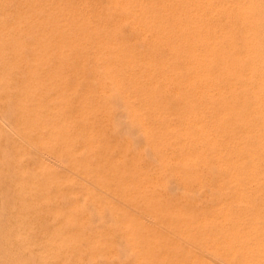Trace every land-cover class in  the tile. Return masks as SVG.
<instances>
[{
  "label": "rangeland",
  "instance_id": "obj_1",
  "mask_svg": "<svg viewBox=\"0 0 264 264\" xmlns=\"http://www.w3.org/2000/svg\"><path fill=\"white\" fill-rule=\"evenodd\" d=\"M34 5L38 10L33 11ZM45 5L41 0L0 2V264H264V0L241 4L239 44L246 75L238 91L220 81L198 83L185 75L149 87L162 74L161 66L115 65L113 55L95 44L94 24L69 28L73 21L61 13L50 15ZM243 9L249 11L244 18ZM233 14L237 16L236 10ZM125 36L135 38L128 31ZM137 50L140 57L151 51L142 41ZM133 71L136 79L131 78ZM201 84H207L201 88L205 92L196 90ZM237 162L242 164L235 167ZM251 180L257 183L251 182L256 186L248 191Z\"/></svg>",
  "mask_w": 264,
  "mask_h": 264
},
{
  "label": "bare ground",
  "instance_id": "obj_2",
  "mask_svg": "<svg viewBox=\"0 0 264 264\" xmlns=\"http://www.w3.org/2000/svg\"><path fill=\"white\" fill-rule=\"evenodd\" d=\"M2 1V0H1ZM0 1V2H1ZM32 1V0H31ZM43 1L46 5L44 8H47L46 10L49 12L50 15L52 14H57V13H61V16L63 18H65V20H70L71 22L73 21V25L69 24L67 27L69 28H73L76 30H82L85 27H92V25L94 24L96 26V28L94 29V31L98 32L97 37L95 39V44L97 45L98 48L100 49H107L108 50V54L109 56L113 55V62L115 65H117L118 63L125 62V63H129L132 65H136V64H145L147 66L150 65H156V66H161L162 67V73L159 77H157L156 79H152V82H148L150 83L149 87H153L154 84H156L158 82V80H164L167 81L171 78H173L175 75L177 77L180 76H188L190 77V79H192L195 82L198 83H202V82H208V81H220L222 82L223 86L228 88V90H233V91H238L241 88V83L244 79L245 74V55H244V51L242 46L239 44V37L241 36V32H242V28H241V21H242V0H93L91 3H89V0H41ZM248 1V0H247ZM250 2V1H249ZM252 2V1H251ZM247 3V2H246ZM90 4H92L94 7L93 11L95 12L94 14L92 10L89 9ZM252 4V3H251ZM247 5V4H246ZM255 5V4H254ZM250 6V5H249ZM244 8V7H243ZM250 9V8H249ZM38 10L37 5L33 6V11ZM236 10L237 12V16H234L233 12ZM244 11L248 10V9H243ZM243 11V12H244ZM253 11V10H252ZM256 11V10H255ZM247 13L245 14L244 17H246L247 14H249V11H246ZM254 12V11H253ZM10 13V12H9ZM245 13V12H244ZM242 14V15H241ZM91 15H94V17H92ZM251 15V13H250ZM249 15V16H250ZM47 19V18H46ZM67 22V21H66ZM70 22V23H71ZM64 24V23H63ZM64 26V25H63ZM65 27V28H67ZM62 30V29H61ZM65 30V29H64ZM128 31V33L130 32L131 34H133L135 36V38H128L126 37V32ZM244 37V36H243ZM74 40V39H73ZM142 41L145 45L148 46L149 49H151V51H149L148 53H146L144 56H138L139 54L137 53V46H138V42ZM59 43V42H58ZM30 48V47H29ZM159 48H162V52L159 50ZM74 49V48H73ZM38 50V49H37ZM158 51V52H157ZM40 52V51H39ZM63 52V51H61ZM63 55V54H62ZM2 58V57H1ZM81 62V61H80ZM84 63V62H83ZM88 65V64H87ZM114 65V67H115ZM89 67V66H87ZM131 67V66H130ZM136 67V66H135ZM116 70V69H115ZM109 71V70H108ZM131 71V70H130ZM140 71V70H139ZM156 71V70H155ZM109 73V72H108ZM147 73V72H146ZM251 73V72H250ZM148 74V73H147ZM141 75V74H140ZM157 75V74H156ZM6 77V76H5ZM138 77V73L136 71H133L131 73V78H137ZM148 77V75H147ZM152 77V76H151ZM7 78V77H6ZM141 78V77H140ZM150 78V77H149ZM176 78V77H175ZM181 78V77H180ZM139 80V79H138ZM138 80L136 82H138ZM174 80V79H173ZM177 80V79H176ZM182 80V78H181ZM184 80V79H183ZM190 80L189 83L193 81ZM262 80V79H261ZM68 81V80H67ZM140 81V80H139ZM185 81V80H184ZM259 82V81H258ZM36 83V82H35ZM213 83V82H212ZM187 84V82H186ZM190 85V84H189ZM213 85V84H212ZM207 87V84H201V86H195L196 90L202 91L203 88ZM217 86V85H215ZM249 86V85H248ZM51 86H49L50 88ZM127 87V86H126ZM186 87V85H185ZM192 87V86H190ZM210 87V85H209ZM212 87V86H211ZM223 87V88H224ZM132 88V87H131ZM171 88V86H170ZM193 88V87H192ZM202 88V89H201ZM160 89V88H159ZM166 89V88H165ZM182 89V88H181ZM215 89V88H214ZM222 89V88H221ZM257 89V88H256ZM150 90V89H149ZM152 90V89H151ZM168 90V89H167ZM190 90V89H189ZM195 90V91H196ZM218 90H220V88H218ZM157 92L159 90H156ZM226 91V90H223ZM124 92V91H123ZM163 92V91H162ZM165 92V91H164ZM169 92V91H168ZM205 92V91H202ZM201 92V94H203ZM76 93V92H75ZM155 93V92H154ZM198 93V92H197ZM200 93V92H199ZM198 93V94H199ZM221 93V90L220 92ZM227 93V92H225ZM177 94V93H176ZM210 96L212 97V95L214 96V93L212 94L211 92H209ZM208 94V95H209ZM153 95V94H152ZM161 95V94H160ZM184 95V94H183ZM197 95V94H196ZM131 96V95H130ZM199 96V95H198ZM207 96V94L205 95ZM226 96V95H225ZM235 96V95H234ZM85 97V96H84ZM151 97V96H150ZM173 97V96H172ZM203 97V96H201ZM209 97V96H208ZM211 97L209 99H211ZM120 98V96H119ZM136 98V97H135ZM204 98V97H203ZM121 99V98H120ZM133 99V98H132ZM131 99V100H132ZM244 99V98H243ZM85 100V99H84ZM88 100V99H87ZM137 100L134 99V101ZM201 100V99H200ZM216 100V99H213ZM53 101V100H52ZM55 101V99H54ZM115 101V100H114ZM147 101V100H145ZM261 101H263L261 99ZM51 102V101H50ZM83 102V101H81ZM120 102H123L122 99L120 100ZM130 102V100H129ZM148 102V101H147ZM187 102V101H186ZM243 102V101H242ZM41 103V101H40ZM39 103V104H40ZM119 103V102H118ZM166 103V102H165ZM194 103V102H193ZM230 103V102H229ZM53 104V103H52ZM116 104V103H115ZM146 103H144L145 105ZM153 103H149V106H152ZM157 104V103H156ZM168 104V103H167ZM211 104V103H210ZM225 104V103H223ZM228 104V102H227ZM120 105V104H119ZM118 105V106H119ZM208 105V104H207ZM231 105V104H230ZM55 106V105H54ZM121 106V105H120ZM126 106V105H125ZM131 106V105H130ZM226 106V105H225ZM254 106V105H253ZM124 107V105L122 106ZM167 107V106H166ZM221 107V106H218ZM229 107V106H228ZM136 108V107H135ZM148 108V106H147ZM151 108V107H150ZM155 108V106L153 107ZM151 108V109H153ZM159 108V107H158ZM223 108V107H222ZM232 108H234L232 106ZM52 109V108H51ZM57 109V108H55ZM61 109V108H60ZM65 109V108H64ZM83 109V108H82ZM124 109V108H123ZM149 109V108H148ZM236 109V108H235ZM240 109V108H238ZM236 109V110H238ZM253 109V108H252ZM255 109V108H254ZM78 110V109H77ZM116 110V108H115ZM121 110V109H119ZM139 110V109H138ZM146 110V109H145ZM155 110V109H154ZM153 110V111H154ZM212 110V108H211ZM216 110V109H214ZM231 110V109H229ZM82 111V110H81ZM97 111L96 109L93 110ZM183 111V110H182ZM226 111V109H225ZM233 110H231L232 112ZM241 111V110H240ZM60 112V111H59ZM58 112V113H59ZM64 112V111H63ZM62 112V113H63ZM138 112V111H137ZM152 112V111H151ZM157 112V111H156ZM160 112V111H158ZM212 112V111H211ZM210 112V114H211ZM66 113V112H65ZM83 113V112H82ZM81 113V114H82ZM141 113V112H140ZM139 113V114H140ZM150 113V112H149ZM180 113V112H179ZM217 113V111H216ZM221 113V112H220ZM229 113L226 111V114ZM51 114V113H50ZM69 114V113H68ZM72 114V113H71ZM143 114V113H142ZM154 114V113H152ZM163 114V113H162ZM219 114V113H218ZM223 114V113H222ZM221 114V115H222ZM59 115V114H57ZM138 115V114H137ZM151 115V114H150ZM158 115V114H157ZM160 115V113H159ZM164 115V114H163ZM163 115H161L163 117ZM212 115H215L214 113H212ZM220 115V117H221ZM224 115V114H223ZM256 115V114H255ZM1 116V115H0ZM71 116V115H70ZM89 116V115H88ZM167 117V115H165ZM189 116H191V113L189 114ZM194 116V115H193ZM201 116V115H200ZM250 116V115H249ZM248 116V117H249ZM253 116V114H252ZM79 117V116H78ZM118 117V116H117ZM155 117V116H154ZM160 117V116H159ZM161 117V119H163ZM192 117V116H191ZM195 117V116H194ZM212 117V116H211ZM220 117L218 116L219 120ZM228 117V115L226 116ZM225 117V118H226ZM2 118V117H1ZM43 118V117H42ZM56 118V117H55ZM70 118V117H69ZM81 118V117H80ZM87 118V117H86ZM148 118V117H147ZM158 118V117H157ZM199 118V117H198ZM202 118V117H201ZM237 118V117H236ZM250 118V117H249ZM253 118V117H251ZM145 119V118H144ZM159 119V118H158ZM157 119V120H158ZM169 119V117H168ZM191 119V118H190ZM205 119V118H204ZM243 119V118H241ZM5 119H3L4 121ZM164 120V119H163ZM206 120V119H205ZM250 120V119H249ZM75 121V120H74ZM120 121V120H119ZM189 121V120H188ZM192 121V120H191ZM216 121V120H215ZM235 121V120H233ZM238 121V120H237ZM5 122V121H4ZM67 122V121H66ZM92 122V120H91ZM185 122V121H184ZM199 122V121H198ZM197 122V123H198ZM205 122V121H204ZM230 122V121H229ZM240 123V121H238ZM246 122V121H244ZM7 123V122H6ZM121 123V122H120ZM194 123V122H193ZM200 123V122H199ZM207 123V121H206ZM205 129H207V125H209L208 123L206 124ZM211 123V121H210ZM213 123V122H212ZM4 124V123H3ZM50 124V123H49ZM105 124V123H104ZM187 124V123H186ZM189 124V123H188ZM192 124V123H191ZM227 124V123H226ZM233 124V123H232ZM235 124V123H234ZM9 125V124H8ZM46 125V124H44ZM152 125V124H151ZM201 126L204 125V123L202 122V124H200ZM1 126H3L1 124ZM69 126V125H68ZM117 126V125H116ZM156 126V125H155ZM190 126V125H188ZM196 126V125H195ZM200 126V128H201ZM217 126H218V122H217ZM224 126V125H223ZM56 127V126H55ZM79 127V126H78ZM94 127V126H93ZM173 127V126H172ZM187 126H185L186 129ZM199 127V126H198ZM212 128V126H210ZM254 127V126H253ZM49 128V127H48ZM126 128V127H125ZM146 128V127H145ZM149 128V127H148ZM176 128V127H175ZM178 128V127H177ZM183 128V127H182ZM191 128V127H190ZM189 127L187 128L188 130L190 129ZM9 129V128H7ZM53 129V128H52ZM56 129V128H55ZM214 129V128H213ZM216 129V128H215ZM12 130V129H11ZM78 130V129H77ZM127 130V129H126ZM173 130V129H172ZM178 130V129H177ZM176 130V131H177ZM183 130V129H182ZM193 130V128H192ZM191 130V131H192ZM211 130V129H209ZM208 130V131H209ZM70 131V129H69ZM185 131V130H184ZM187 131V130H186ZM203 132V130H201ZM16 132V131H15ZM53 132V130L51 131ZM72 132V130H71ZM92 133V131H90ZM98 132H101L100 130H98ZM126 133L125 131H122V133ZM136 132V131H135ZM169 132V131H168ZM190 132V131H189ZM210 132V131H209ZM213 132V131H211ZM249 132V130H248ZM247 132V133H248ZM257 132V131H256ZM181 133V131H180ZM203 133H206L205 131ZM215 133V132H214ZM15 134V133H13ZM134 134V133H133ZM167 134V133H166ZM187 134V132H186ZM191 134V133H190ZM250 134V133H248ZM254 134V133H253ZM252 134V135H253ZM16 135V134H15ZM59 135V134H58ZM97 135V133H96ZM101 135V134H100ZM128 135V133H127ZM162 135V134H161ZM169 135V134H168ZM171 135V134H170ZM193 135V134H192ZM205 135V134H204ZM218 135V133H217ZM232 135V133H231ZM236 134H234L233 137H235ZM77 136V135H76ZM95 136V134H94ZM124 136V135H123ZM132 137L134 135H131ZM172 136V135H171ZM187 136V135H186ZM189 136V135H188ZM194 136V135H193ZM200 137V135H197ZM213 136V134H212ZM220 136V135H219ZM240 136V135H239ZM262 136V135H261ZM73 137V138H72ZM70 137L72 139H74V135ZM93 136H91L92 138ZM96 137V136H95ZM163 137V136H162ZM165 137V135H164ZM170 137V136H169ZM175 137V136H173ZM192 137V136H191ZM205 137V136H204ZM216 137V134L215 136ZM43 138V137H42ZM68 138V137H67ZM70 138L68 139L70 141ZM77 138V137H75ZM90 138V137H89ZM90 138V139H91ZM135 138V137H134ZM138 138V137H137ZM135 139L136 141H138V139ZM150 138V137H149ZM177 138V137H176ZM180 138V137H179ZM183 138V137H181ZM180 138V140H181ZM186 138V137H184ZM195 138V137H194ZM194 138L193 141H194ZM197 138V137H196ZM195 138V139H196ZM202 138V137H201ZM220 138V137H219ZM222 138V137H221ZM220 138V139H221ZM231 138V137H230ZM2 139V138H1ZM20 139V138H19ZM41 139V138H40ZM71 139V141L73 142V140ZM79 139V138H77ZM77 139H75L74 141H78ZM95 139V138H94ZM168 139V138H167ZM172 139V138H171ZM187 139V138H186ZM191 139V138H190ZM189 139V140H190ZM207 139V138H206ZM239 139V138H238ZM238 139H234V140H238ZM241 139V138H240ZM22 140V139H21ZM49 140V139H48ZM89 140V139H88ZM134 140V139H133ZM174 140V139H173ZM178 140V139H177ZM176 140V141H177ZM200 140V139H199ZM227 140V139H226ZM4 141V140H3ZM143 141V140H142ZM153 141V140H152ZM170 141V140H169ZM167 141V142H169ZM174 141V142H176ZM179 141V140H178ZM177 141V142H178ZM183 141V140H182ZM191 141V140H190ZM208 141V140H207ZM216 141V140H214ZM224 141V140H223ZM239 141V140H238ZM43 142V141H41ZM46 142V140L44 141ZM51 142V141H50ZM80 142V141H79ZM78 142V143H79ZM140 142V141H139ZM198 145L200 142L202 141H196ZM209 142V141H208ZM225 142V141H224ZM229 142V141H228ZM236 142V141H235ZM69 143V142H68ZM104 143V142H103ZM136 143V142H135ZM138 143V142H137ZM157 143V142H156ZM170 143H173L172 140ZM180 143V141H179ZM183 143H185V141H183ZM189 143V142H188ZM216 143V142H215ZM214 143V144H215ZM222 143V142H221ZM220 143V144H221ZM237 143V142H236ZM49 144V142H48ZM82 144V143H81ZM169 144V143H168ZM191 144V143H190ZM217 144V143H216ZM223 145L225 143H222ZM28 145V144H27ZM179 145V144H178ZM252 145V144H251ZM151 146V145H149ZM156 146V145H155ZM173 146V145H172ZM185 146H188L187 144ZM202 146V145H201ZM232 146H234L232 144ZM244 146V145H243ZM49 147H51L49 145ZM98 147V146H97ZM191 147V145H190ZM194 147V146H193ZM198 147V146H196ZM204 147V146H203ZM224 147V146H223ZM264 147V146H263ZM91 148V147H90ZM93 148V147H92ZM107 148V147H106ZM152 148L149 147V150ZM156 148H158L156 146ZM163 148V147H162ZM176 148V147H175ZM199 148V147H198ZM236 148V147H234ZM239 148V146L237 147ZM241 149L243 150V148L240 146ZM247 148V147H246ZM36 149V148H35ZM34 149V150H35ZM77 149V148H76ZM80 149V148H79ZM99 149V147H98ZM97 149V150H98ZM108 149V148H107ZM170 149V148H169ZM177 149V148H176ZM189 149V148H187ZM200 149V148H199ZM204 149V148H203ZM223 149V148H222ZM225 149V148H224ZM263 149V148H262ZM40 150V149H38ZM52 150V149H51ZM101 150V149H100ZM167 150V149H166ZM180 150V149H178ZM177 150V151H178ZM194 150V149H193ZM197 150V149H196ZM201 150V149H200ZM255 150V149H254ZM261 150V149H260ZM75 151V150H74ZM77 151V150H76ZM99 151V150H98ZM170 151V150H169ZM189 151V150H188ZM202 151V150H201ZM43 152V151H41ZM80 152V151H79ZM89 152V150H88ZM181 153V150L179 151ZM208 152V151H207ZM232 152V151H231ZM238 152V151H237ZM40 153V152H39ZM153 153V152H151ZM172 153V152H171ZM185 153V152H184ZM183 153V156H184ZM193 153V152H192ZM191 153V154H192ZM201 153V152H200ZM217 153V152H216ZM226 153V150H225ZM239 154L241 153L238 152ZM43 154V153H41ZM45 154V153H44ZM43 154V155H44ZM52 154V152H51ZM71 154V153H70ZM150 154V153H149ZM187 154V153H186ZM189 154V153H188ZM195 154V153H194ZM197 157H198V153H196ZM203 154V153H202ZM207 154V153H204ZM238 154V155H239ZM242 154V153H241ZM240 154V155H241ZM255 154V153H254ZM39 155V154H38ZM54 155V154H53ZM222 155L224 156V154L222 153ZM239 155V156H240ZM182 156V158H183ZM189 156V155H188ZM207 155H205L206 157ZM228 156V155H227ZM52 157V156H51ZM79 157V156H78ZM85 157V156H84ZM151 157H153V155H151ZM194 157V156H193ZM192 159H195L193 158ZM204 157V156H203ZM214 157V156H212ZM230 157V156H228ZM238 157V156H236ZM235 157V158H236ZM48 158V157H47ZM50 158V157H49ZM48 158V159H49ZM53 158V157H52ZM121 158V157H120ZM190 157H187V159ZM220 158H222L220 156ZM234 158V156H233ZM44 159V158H43ZM46 159V158H45ZM44 159V160H45ZM105 159V157H104ZM124 158H122L123 160ZM224 158H222L223 160ZM237 159V158H236ZM235 159V160H236ZM241 159V158H238ZM243 159V158H242ZM241 161L239 162H242ZM26 160V159H25ZM50 161H52L51 159H49ZM107 160V159H106ZM105 160V161H106ZM119 160V158H118ZM154 160V159H153ZM177 160V159H176ZM190 160V159H189ZM196 160V159H195ZM200 160V159H199ZM205 160V158H204ZM210 160V159H209ZM220 160V159H219ZM221 160V161H222ZM234 160V159H233ZM234 160V161H235ZM244 160V159H243ZM255 160V159H254ZM46 161V160H45ZM55 161V160H54ZM108 161V160H107ZM155 161V160H154ZM208 161V160H207ZM245 161V160H244ZM48 162V161H47ZM56 162V161H55ZM137 162V161H136ZM235 163V167L237 165L238 167V163ZM246 162V161H245ZM51 163V162H49ZM53 163V161H52ZM71 163V162H70ZM110 163V162H109ZM167 163V162H166ZM184 163V162H183ZM189 162L187 161V164ZM224 164H226L225 162H221ZM219 165H222V164ZM40 164V163H39ZM75 164V162H74ZM73 164V165H74ZM90 164V163H89ZM111 164V163H110ZM186 164V163H185ZM194 163H189V165H192ZM206 164V161H205ZM228 164V163H227ZM242 164V163H239ZM54 166V164H52ZM57 165V163L55 164ZM80 165V163H79ZM85 167V164H82ZM164 165V164H163ZM188 165V166H189ZM195 165V164H194ZM203 165V164H202ZM208 165V164H207ZM231 165V164H229ZM233 165V163H232ZM198 166V165H196ZM195 166V167H196ZM223 166V165H222ZM234 166V165H233ZM240 166V165H239ZM243 166V165H242ZM248 166V165H247ZM245 166V167H247ZM62 167V166H61ZM83 167V168H84ZM98 167V166H97ZM207 167V166H206ZM211 167V166H210ZM197 168V167H196ZM203 168V167H202ZM231 168V167H230ZM240 168H242L240 166ZM259 168V167H258ZM71 169L74 170L73 167H71ZM79 169V167H78ZM82 169V168H81ZM167 169V168H166ZM192 169V168H191ZM194 169V168H193ZM226 170V168H224ZM237 169V168H236ZM248 169V168H247ZM69 170V169H68ZM77 170V169H76ZM153 170V168H152ZM220 170V169H219ZM228 170V169H227ZM230 170V169H229ZM234 170V169H233ZM232 170V171H233ZM252 170H254L252 168ZM252 170L250 172H252ZM86 171V169H85ZM115 171V169H114ZM127 171V170H126ZM154 171V170H153ZM26 172V171H25ZM70 172V171H68ZM88 172V171H87ZM86 172V173H87ZM93 172V171H92ZM96 172V171H95ZM234 172V171H233ZM247 172V171H246ZM72 173V172H71ZM74 173V172H73ZM89 173H91L89 171ZM94 173V172H93ZM112 173V172H111ZM125 173V172H124ZM156 173V171H155ZM229 173V171H228ZM154 174V172H153ZM188 174V173H187ZM231 174V173H230ZM248 174V173H246ZM252 174V173H251ZM79 175V174H78ZM77 175V177H78ZM120 175V174H119ZM149 175V173H148ZM233 176V174H231ZM230 175V176H231ZM243 175V174H242ZM71 176V175H70ZM76 176V175H75ZM83 176V175H82ZM92 176V175H91ZM97 176V175H96ZM111 176V175H110ZM154 176V175H153ZM229 176V175H228ZM229 176V177H230ZM236 176V175H234ZM251 176V175H250ZM255 178V175H253ZM56 177V176H55ZM94 177V176H93ZM99 177V176H97ZM145 177V176H144ZM160 177V176H159ZM227 177V178H229ZM80 178V175L79 177ZM115 178V177H114ZM120 178V176H119ZM147 178V177H145ZM161 178V177H160ZM160 178H156L157 180H160ZM226 178V179H227ZM232 178V177H231ZM239 178V177H238ZM238 178L236 176V179L238 181ZM248 178V176H247ZM252 178V177H251ZM74 179V178H73ZM85 179L88 180V178ZM98 179V178H97ZM144 179V178H142ZM162 179V178H161ZM177 179V178H176ZM233 179V178H232ZM250 179V178H248ZM246 180L245 186L247 185V181ZM77 180V179H76ZM81 180H83L81 178ZM229 180V179H228ZM235 180V179H234ZM94 181V179H93ZM93 181H91V184L93 183ZM231 181V180H229ZM228 181V182H229ZM86 182L87 181H83ZM133 182V181H132ZM156 182V181H154ZM152 182V184L154 183ZM253 182L252 180L250 181V186L251 184L255 183H251ZM97 183V182H96ZM102 183V182H101ZM137 183V182H136ZM150 183V182H149ZM233 183V182H232ZM231 183V184H232ZM237 183V182H236ZM239 183V181H238ZM243 183V185H244ZM257 183V182H256ZM261 183V182H259ZM90 184V185H91ZM98 184L100 185V183L98 182ZM108 184V182H107ZM151 184V185H152ZM235 184V183H234ZM134 185V184H133ZM148 185V184H147ZM226 185V184H225ZM258 186H260V184H257ZM262 185V184H261ZM94 186V185H93ZM97 186V185H96ZM144 186V185H143ZM153 186V185H152ZM240 186V185H239ZM254 187L256 186V184L253 185ZM252 186V187H253ZM92 187V186H91ZM95 187V186H94ZM93 187V189H94ZM99 187V186H98ZM102 187V184H101ZM107 187V186H106ZM190 187V186H189ZM201 187V186H200ZM242 186H240L241 188ZM252 187L249 190H253ZM97 188V187H96ZM143 188V187H142ZM141 188V189H142ZM153 187H151L152 189ZM243 188V187H242ZM88 189V188H86ZM99 189V188H97ZM117 189V188H116ZM177 189V187H176ZM213 189V188H211ZM239 189V188H238ZM244 189V188H243ZM256 189V188H255ZM91 190V189H90ZM100 190V189H99ZM103 189H101L102 192ZM144 191V189H142ZM242 190V189H241ZM260 191V188L258 189ZM104 191V190H103ZM225 191V190H224ZM235 191V190H233ZM247 191V190H246ZM246 191H244V193H246ZM94 192V191H93ZM174 192V191H173ZM181 192V191H179ZM239 192V191H238ZM257 192V190H256ZM91 193V192H90ZM148 193V192H147ZM175 193V192H174ZM95 194V193H94ZM142 194V193H140ZM232 194V193H231ZM238 194V193H237ZM240 194V192H239ZM237 195V197H239L240 195ZM243 194V191H242ZM247 194V193H246ZM249 192H248V197H249ZM253 194V193H252ZM255 194V193H254ZM257 194V193H256ZM264 194V193H263ZM97 195V194H96ZM107 195V194H106ZM129 195V192H128ZM92 196V195H91ZM99 196V195H98ZM109 196V195H108ZM245 196V195H243ZM241 196V197H243ZM93 197V196H92ZM233 197V196H232ZM235 200H239V199ZM239 197V198H241ZM112 198V197H110ZM118 198V195H117ZM247 198V197H246ZM244 198H242L241 200H243ZM248 199V198H247ZM247 199H244L245 202L247 201ZM232 200V199H230ZM229 200V201H230ZM241 200H239L241 202ZM243 200V201H244ZM93 201V200H92ZM118 201V200H116ZM149 201V200H148ZM107 202V201H106ZM228 202V201H227ZM235 202V201H234ZM249 202V201H248ZM7 203V202H6ZM110 203V201H109ZM224 203V202H223ZM229 203V202H228ZM250 203V202H249ZM123 204V203H122ZM196 204V203H195ZM239 204V203H238ZM237 204V206H238ZM124 205V204H123ZM157 205V204H156ZM225 205V204H224ZM223 205V206H224ZM246 205V204H245ZM243 205V206H245ZM249 205V204H248ZM247 205V206H248ZM203 206V204H202ZM228 206V204H227ZM236 206V205H235ZM241 206V205H240ZM251 206V204H250ZM204 207V206H203ZM252 207V206H251ZM254 207V206H253ZM114 208V206H113ZM222 209V207H220ZM149 209V208H148ZM224 209V207H223ZM230 208H228L229 210ZM220 210V209H219ZM247 210V209H246ZM221 211V210H220ZM219 211V212H220ZM230 211V210H229ZM174 212V211H173ZM216 212V211H215ZM228 212V211H226ZM225 212V213H226ZM142 213V212H141ZM177 213V212H176ZM222 213V211H221ZM224 213V212H223ZM139 215V213H137ZM149 214V213H148ZM214 214V212H213ZM218 214V213H216ZM245 214V212H244ZM243 214V217H244ZM155 215V214H154ZM174 215V214H173ZM219 215V214H218ZM227 215V214H226ZM231 215V214H230ZM257 215V214H256ZM254 215V216H256ZM33 216V215H32ZM204 216V215H203ZM202 216V217H203ZM253 216V214H252ZM258 216V215H257ZM191 217V216H190ZM189 217V218H190ZM230 216H228L229 218ZM236 217V216H235ZM240 217V216H239ZM249 217V216H248ZM247 217V218H248ZM259 217V216H258ZM206 218V217H205ZM204 218V222L205 219ZM226 218V216H225ZM254 218V217H252ZM256 218V217H255ZM203 219V218H202ZM201 219V220H202ZM210 218H208L209 220ZM220 219V218H218ZM218 219H215L218 221ZM224 219V218H223ZM221 217V220H223ZM231 219V218H230ZM130 220V219H129ZM207 220V221H208ZM212 220V217L211 219ZM255 220H258V218H256ZM264 220V219H263ZM206 221V222H207ZM217 221L216 224H217ZM226 222V220H224ZM163 222V221H162ZM199 222L202 223V221L199 220ZM210 222V221H209ZM209 222H207L209 224ZM213 222V221H211ZM219 222V221H218ZM255 222V221H254ZM257 222V221H256ZM111 223V222H110ZM221 223V222H220ZM228 223V222H227ZM247 223V222H246ZM199 224V223H198ZM254 224V223H253ZM161 225V224H160ZM167 225V224H166ZM203 225V223H202ZM201 225V226H202ZM210 225V224H209ZM219 225V224H217ZM227 225V224H226ZM232 225V224H231ZM237 225V224H236ZM52 226V225H51ZM200 226V225H198ZM197 226V228H198ZM204 226V225H203ZM207 226V225H206ZM212 226V224L210 225ZM224 226V225H222ZM254 226V225H252ZM113 227V226H112ZM237 227V226H236ZM241 227V226H240ZM251 227V225H250ZM258 227V226H257ZM263 227V226H262ZM261 227V228H262ZM211 228V227H210ZM209 228V229H210ZM247 228V227H245ZM249 228V226H248ZM247 228V229H248ZM255 228V227H254ZM8 229V228H7ZM146 229V228H145ZM203 229V228H202ZM208 229V228H207ZM237 229V228H236ZM251 229L253 230V228L251 227ZM264 229V228H263ZM230 230V229H229ZM258 230V229H256ZM12 231V230H11ZM119 231V230H118ZM173 231V230H172ZM201 231V229H200ZM225 231V230H224ZM244 231V230H243ZM242 231V233H243ZM246 231V230H245ZM249 231V230H248ZM262 231V230H261ZM230 232V231H229ZM234 232V231H231ZM237 232V231H236ZM236 232L235 235H236ZM179 233V231H178ZM189 233V232H188ZM193 233V232H192ZM226 233V231H225ZM228 233V232H227ZM233 233V234H234ZM238 233V232H237ZM262 233V232H260ZM258 234V233H257ZM99 235V234H98ZM119 235V234H118ZM175 235V234H174ZM187 235V234H186ZM190 234H188L189 236ZM192 235V234H191ZM209 235V234H208ZM239 235V234H238ZM121 237V235H119ZM131 236V235H130ZM183 236V234H182ZM194 236V235H192ZM191 236V237H192ZM213 236V235H212ZM248 236V235H247ZM250 236V235H249ZM260 236V235H259ZM219 237V236H218ZM232 237V236H231ZM239 237V236H238ZM237 237V239H238ZM252 237L254 238V236L252 235ZM4 238V237H3ZM101 238V237H100ZM122 238V237H121ZM163 238V237H162ZM186 238V237H184ZM194 238L197 239V236H195ZM209 237H207L208 240ZM240 238V237H239ZM248 238V237H247ZM95 239V238H94ZM103 239V238H102ZM215 239V238H214ZM213 239V240H214ZM218 239V238H217ZM227 239V238H226ZM235 239V238H234ZM1 240V239H0ZM107 240V239H104ZM157 240V239H156ZM161 240V239H160ZM230 240V239H229ZM236 240V239H235ZM241 240V239H239ZM246 240V238H245ZM248 240V239H247ZM251 240V238H250ZM250 240H248V243L251 242ZM96 241V239H95ZM108 241V240H107ZM244 241V240H242ZM253 241V240H252ZM263 241V239H262ZM206 242V241H205ZM215 242V241H214ZM229 242V241H228ZM238 242V240H237ZM255 244L256 241H254ZM101 243V241H100ZM99 243V244H100ZM129 243V242H128ZM226 243V242H225ZM240 243V241H239ZM245 243V242H243ZM253 243V242H251ZM261 243V242H260ZM259 243V244H260ZM85 244V243H84ZM97 244V243H96ZM103 244V243H102ZM175 244V243H174ZM218 244V243H217ZM221 244V243H220ZM220 244H218L216 247H221ZM234 244V243H233ZM254 244V243H253ZM254 244V245H255ZM211 245V244H210ZM246 245V244H245ZM98 246V245H96ZM101 246V245H100ZM215 246V244H214ZM223 246V245H222ZM237 246V244H236ZM248 246V245H247ZM193 247V246H192ZM210 247V246H209ZM211 247L213 248V246L211 245ZM210 247V248H211ZM233 247V246H232ZM250 247H252V245H250ZM259 247L261 248V246L259 245ZM6 248V247H5ZM44 248V247H43ZM103 248V247H102ZM180 248V247H179ZM178 248V249H179ZM201 248V247H200ZM211 248V249H212ZM263 248V247H262ZM47 249V248H46ZM105 249V248H104ZM156 249V248H155ZM171 249V247H170ZM209 249V248H208ZM238 249V248H236ZM245 249V248H244ZM250 249V248H249ZM255 249V248H254ZM264 249V248H263ZM7 250V249H6ZM113 250V249H111ZM160 250V249H159ZM176 250V249H175ZM104 251V250H103ZM125 251V250H124ZM140 251V250H139ZM212 251V250H211ZM222 251V250H221ZM220 251V253H221ZM234 251V250H233ZM252 251V250H251ZM107 252V251H106ZM112 252V251H111ZM206 252V251H205ZM223 252V251H222ZM246 252V251H245ZM248 252V249H247ZM260 252V251H259ZM258 252V253H259ZM87 253V252H86ZM113 253H115L113 251ZM139 253V252H138ZM165 253V252H164ZM219 253V254H220ZM233 253V252H232ZM235 253V252H234ZM233 253V254H234ZM257 253V254H258ZM105 254V253H104ZM107 254V253H106ZM110 254V253H109ZM173 254V253H172ZM171 254V255H172ZM247 253H245V256L248 257V255H246ZM101 255V254H100ZM211 255V253H210ZM118 256V255H117ZM205 256V255H204ZM207 256V255H206ZM256 256V255H255ZM85 257V256H84ZM137 257V256H136ZM135 257V258H136ZM148 257V256H147ZM166 257V256H165ZM173 257V256H171ZM186 257V256H185ZM213 257V256H212ZM243 257V256H242ZM11 258V257H10ZM83 258V257H82ZM154 258V257H153ZM164 258V257H163ZM170 258V257H169ZM215 258V257H214ZM172 259V258H171ZM245 259V258H244ZM250 259V258H249ZM152 260V259H151ZM161 260V258H160ZM175 260V259H174ZM196 260V258H194V261ZM218 260V259H217ZM121 261L124 262L121 258ZM146 261V260H145ZM223 261V260H222ZM27 262V261H26ZM38 262V261H37ZM121 262V263H122ZM153 262V261H152ZM160 262V261H159ZM203 262V261H202ZM254 262V261H253ZM105 263V262H104ZM103 263V264H104ZM185 263V262H184ZM201 263V262H200ZM209 263V262H208ZM80 264V263H79ZM85 264V263H84ZM204 264V263H203ZM220 264V263H219ZM225 264V263H224ZM227 264V263H226ZM248 264V263H247Z\"/></svg>",
  "mask_w": 264,
  "mask_h": 264
}]
</instances>
